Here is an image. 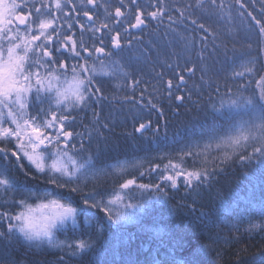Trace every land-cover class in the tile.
<instances>
[{
  "label": "snow or ice",
  "instance_id": "6c2138e0",
  "mask_svg": "<svg viewBox=\"0 0 264 264\" xmlns=\"http://www.w3.org/2000/svg\"><path fill=\"white\" fill-rule=\"evenodd\" d=\"M256 2L253 0V4ZM87 3L97 6V0ZM235 3L239 5L237 14L249 21L247 28L255 36L240 43L239 48L238 42L233 43L231 71L216 81L209 77L207 103L201 102L203 92L192 100L184 74L177 73L175 83L172 79L165 81L168 104L177 113L181 108L191 111L188 105L194 104L205 113L206 121L210 117L209 130L183 143L177 151L180 162L163 154L159 159L168 162L162 170L157 163L141 171L144 166L136 160L121 161L112 155L118 147L117 135L135 141V133H139L140 138L156 140L163 131L167 137L168 121L163 106L151 101L143 106L150 112L156 110L163 124L160 119L155 123L151 119L134 121L132 132L117 134L111 116H104V105L110 98L101 81H127L130 76L125 66L113 59L123 51L121 33L117 30L110 36L111 50L103 35L98 40L100 46H89L82 39L78 42L74 34L61 39L58 14L71 15L65 9L77 7L72 0H40L39 5L36 0H0V264H38L29 259L33 253L54 255L55 264H68L71 258L84 256L107 227L122 226L144 208L136 192L171 199L183 187L185 196H199L198 190L210 188L226 167L237 162L245 168L259 164L264 175V0H259V16L242 11L248 8L244 0ZM131 4L136 11L129 9L131 20L124 21L129 28L143 31L149 18L163 22L166 6H156L146 13L137 0H131ZM102 6L109 16L113 15L107 5ZM122 7L123 0L121 7L115 8L114 18H126ZM193 8L215 15L228 25L234 22L232 5L225 0H195L180 10V17L184 18L186 12L191 15ZM83 15L92 20L88 11ZM115 23L122 21L116 19ZM191 23L205 33L202 41L208 40L209 33L213 40L217 38L204 23L196 19ZM104 29L113 31L107 23L88 30L96 33ZM127 44L131 45V40ZM200 70L207 74L210 68L204 64ZM184 71L191 76L196 68L185 66ZM200 79L203 81L204 75ZM140 83L133 78L131 85L116 87L135 89ZM183 91L187 95L181 94ZM143 99L141 91V103ZM123 100L135 101L136 96L125 95ZM77 126L84 131H77ZM188 160L191 168L185 167ZM13 167L23 181L11 175ZM133 171L149 178L158 173L159 182L139 183ZM189 207L196 210L195 200ZM96 212L103 213L107 224L96 222ZM245 212L240 216V222L248 225L245 233L264 234V201L250 204ZM203 219H209L207 213ZM78 226L94 229L95 237L91 231L76 234ZM69 230L74 238L67 236ZM60 235L65 238L60 239ZM208 239V247L218 243L211 234ZM20 249L25 254L21 255Z\"/></svg>",
  "mask_w": 264,
  "mask_h": 264
},
{
  "label": "trees",
  "instance_id": "16d2710c",
  "mask_svg": "<svg viewBox=\"0 0 264 264\" xmlns=\"http://www.w3.org/2000/svg\"><path fill=\"white\" fill-rule=\"evenodd\" d=\"M78 2V6L71 10L70 16L58 14L57 22H61L63 26L59 29L62 33L61 39L63 35L74 34L73 38L78 42L82 39L89 46L93 43L100 46L98 40L103 35L105 45L111 50L110 36L117 30L121 33L123 51L114 55L113 59L120 61L130 76L127 81L123 78L101 81L105 94L110 98V102L104 105L103 114L111 116L117 134L123 131L132 132L134 121L151 119L155 123L160 119L163 124V118L158 116L156 110L150 112L143 106L149 101L163 106L166 112L167 137L163 135V131L156 140L140 138L139 133H135L138 138L135 141L117 135L118 147L112 155L121 161L136 160L144 166L141 171L157 163L161 165L162 170L168 162L167 159H159L163 154H167L174 162H180L178 149L184 142L193 141L208 131L211 121L210 117L206 121L205 113L191 103L188 105L191 111L181 108L177 113L174 107L168 104L165 81L172 79L175 83L176 74H184L188 81L187 90L193 93L192 100H197L200 92H203L201 102L207 103L211 91L209 77L216 81L218 77L231 71L233 43L238 42L239 48L240 43L255 36V33L247 28L249 21L237 14L239 5L235 0H225L226 4L232 5L234 17L233 24L228 25L217 16L195 8L190 10L191 15L186 12L185 17L181 18L180 10L188 4H194L195 0H137L139 7L146 13L155 10L156 6H166L162 23L149 18L147 27L140 31L129 28L128 23L124 22L125 19L131 20V16L127 15L129 9L132 13L136 11L131 0H123L122 10L125 11L126 18H114L115 8L121 7V0H97L96 7L89 5L87 0ZM244 3L248 8L242 11H252L255 15H260L259 0L255 4L253 0H244ZM102 5H107L108 12L113 15L109 16ZM84 11H88L92 16L91 21L83 15ZM168 16L172 17L171 21ZM116 19L121 20L122 24H116ZM193 19L215 31L217 38L213 40L209 33L208 40L202 41L201 37L205 33L191 23ZM103 23H107L113 31L109 33L104 29L93 33L88 30L90 27H100ZM69 24L72 25L71 29L68 28ZM80 25H84V28L81 29ZM125 28L129 29L128 32L124 31ZM229 28L232 30L229 31ZM129 40L131 45L127 44ZM205 44L206 48L203 47ZM214 48L216 51H213ZM202 49L203 56L200 55ZM68 58L71 59L70 56ZM204 64L210 68L207 74L200 70ZM185 66H195V74L190 76L184 71ZM201 75H204L203 81L200 79ZM133 78L141 81L135 89L130 86L116 87L117 84L131 85ZM219 83L223 92V80L220 79ZM141 91L144 93L143 103L140 100ZM181 94L187 95V92L183 91ZM125 95H135L136 100L124 101ZM84 123L89 121L85 120ZM77 131L84 129L77 126ZM2 163L3 161H0V164ZM185 167H192L190 160L185 162ZM11 175L23 181V176L18 175L14 167L11 169ZM133 175L137 176L139 183L159 182L158 173H152L150 178L139 177V173L135 171ZM223 189L233 194H225ZM198 191L199 196L194 193L189 197L185 196L181 187L171 199H156L154 193L148 192L142 196L139 192L134 193L144 203V208L137 210L133 218L122 226L107 227L90 252L82 257L71 258L68 264H261L264 259V234L250 236L244 231L247 223L240 222V216L246 214L245 210L250 204L264 201V175L260 165L254 164L245 168L238 162L232 164L225 168L224 173L217 177L210 188ZM193 200L195 211L189 207ZM205 213L209 217L207 221L203 219ZM94 215L97 223L107 224L103 213L96 212ZM89 231L95 237V230L87 226H78L76 234ZM210 234L218 243L208 247ZM67 236L74 238L72 230L67 232ZM59 238L64 239L65 235H60ZM19 251L21 255L25 254L23 249ZM168 251L173 254L172 257L164 258ZM217 252L220 254L219 258ZM29 259L38 261V264H55V256L47 253H33L29 255Z\"/></svg>",
  "mask_w": 264,
  "mask_h": 264
},
{
  "label": "rangeland",
  "instance_id": "374dc122",
  "mask_svg": "<svg viewBox=\"0 0 264 264\" xmlns=\"http://www.w3.org/2000/svg\"><path fill=\"white\" fill-rule=\"evenodd\" d=\"M72 2L74 3V4H76V6H78V0H72ZM36 3H37V5H39V3H40V0H36ZM68 9V10H67ZM71 6H69V7H67L66 9H65V11L66 12H71ZM73 13V12H72ZM70 16V15H69ZM57 24H58V26H62V24H61V22H57ZM63 27V26H62ZM60 29V28H59Z\"/></svg>",
  "mask_w": 264,
  "mask_h": 264
},
{
  "label": "bare ground",
  "instance_id": "6f19581e",
  "mask_svg": "<svg viewBox=\"0 0 264 264\" xmlns=\"http://www.w3.org/2000/svg\"><path fill=\"white\" fill-rule=\"evenodd\" d=\"M178 103H179V102H178ZM223 190H224V193H225V194H231V193H232V192H231V193H229V191H227V189H223ZM223 190H222V191H223ZM232 194H233V193H232ZM228 197H229L230 199H232V197H231V196H228ZM172 255H173V254H172L171 252H169V251H168V252L166 253V255H165V256H163V257H164V258H169V257L171 258V257H172Z\"/></svg>",
  "mask_w": 264,
  "mask_h": 264
}]
</instances>
